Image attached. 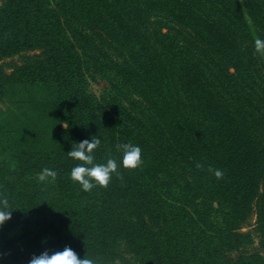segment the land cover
<instances>
[{
  "label": "trees",
  "instance_id": "trees-1",
  "mask_svg": "<svg viewBox=\"0 0 264 264\" xmlns=\"http://www.w3.org/2000/svg\"><path fill=\"white\" fill-rule=\"evenodd\" d=\"M257 38L264 0H1L0 60L22 57L0 66V100L12 105L0 122L5 223L39 252L68 246L96 264H222L235 249V263L264 264L243 249L251 231L264 249ZM93 135L95 162L119 165L121 142L143 162L85 192L67 152ZM43 168L57 172L45 186L24 177ZM0 256L24 264L1 226Z\"/></svg>",
  "mask_w": 264,
  "mask_h": 264
},
{
  "label": "clouds",
  "instance_id": "clouds-1",
  "mask_svg": "<svg viewBox=\"0 0 264 264\" xmlns=\"http://www.w3.org/2000/svg\"><path fill=\"white\" fill-rule=\"evenodd\" d=\"M256 53L264 55V38H257L254 41ZM101 144L99 136L93 135L90 139L76 143L67 152L73 160L80 161L70 170V178L78 182L81 189L90 192L93 188L107 187L113 174L119 175L118 167L135 169L139 167L142 160V149L138 144L132 142H121L116 144V150L122 153L120 163L117 160L108 158L104 163L95 162L94 151ZM197 167H200L197 164ZM211 170V169H210ZM217 178L223 176L219 169L212 170ZM57 176V172L51 168L41 169L38 181L41 183L51 182ZM11 204L8 197L0 194V225L7 221L11 216ZM28 264H96V260L89 256L79 257L71 247H64L63 250L49 251L44 250L39 255H33Z\"/></svg>",
  "mask_w": 264,
  "mask_h": 264
},
{
  "label": "rangeland",
  "instance_id": "rangeland-1",
  "mask_svg": "<svg viewBox=\"0 0 264 264\" xmlns=\"http://www.w3.org/2000/svg\"><path fill=\"white\" fill-rule=\"evenodd\" d=\"M1 1V0H0ZM22 62V57L19 55H13V56H9V57H5L3 59L0 60V66L6 71L9 72L11 70V68L13 67L14 64L18 65ZM106 86V83L104 82V80H97V81H90L89 85H88V90H90V92L98 94L100 93ZM12 105L10 104V102L8 100H0V122L2 120V117L4 116V112L6 111L7 108H11ZM16 159H11L9 161V166L11 169H16L17 171H20V166L17 165L18 164V160L19 157L18 155H15ZM17 165V166H16ZM38 175L39 173H34V172H29L25 174V178L32 180L33 182L39 183L40 185H47L50 182H45V183H41L38 181ZM52 182V180H51ZM10 223H14V225H16L14 220H9ZM254 218H252L251 223H253ZM13 224H6L5 222L0 225L2 227V229L5 232V237H9V239L13 242V244H15L17 251L20 253L21 255V260L24 264H28V261L31 259V257L33 255H39L41 252L38 251V248H36L34 245H32L31 243H29L25 237H21L19 235V233L16 231V227ZM252 229V225L251 226H247L245 227L243 230H251ZM256 248V249H255ZM243 249L249 250L248 253H251L252 251H254V249L256 250V252H258V254L262 257H264V249H262V245H260L257 235L254 231H251V242L247 243ZM120 250L123 252V254L126 257H130L131 254L125 250L124 246L121 245L120 246ZM58 251V250H55ZM241 250H232L228 253H226L224 251V253H219L218 255H222L223 257H221V261L222 264H237L235 263V261L237 260V257L240 255ZM227 256H229V259L226 258ZM0 264H1V256H0Z\"/></svg>",
  "mask_w": 264,
  "mask_h": 264
}]
</instances>
